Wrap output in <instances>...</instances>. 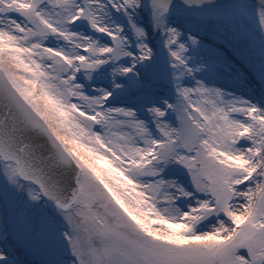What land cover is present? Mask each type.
I'll list each match as a JSON object with an SVG mask.
<instances>
[{
	"label": "snow or ice",
	"instance_id": "snow-or-ice-1",
	"mask_svg": "<svg viewBox=\"0 0 264 264\" xmlns=\"http://www.w3.org/2000/svg\"><path fill=\"white\" fill-rule=\"evenodd\" d=\"M0 264H264V0H0Z\"/></svg>",
	"mask_w": 264,
	"mask_h": 264
},
{
	"label": "rangeland",
	"instance_id": "rangeland-1",
	"mask_svg": "<svg viewBox=\"0 0 264 264\" xmlns=\"http://www.w3.org/2000/svg\"><path fill=\"white\" fill-rule=\"evenodd\" d=\"M255 93H256V95H258V93H259V89H256V92H255Z\"/></svg>",
	"mask_w": 264,
	"mask_h": 264
}]
</instances>
